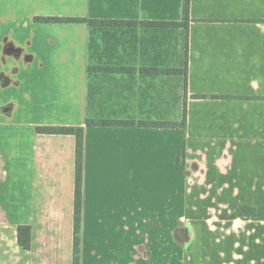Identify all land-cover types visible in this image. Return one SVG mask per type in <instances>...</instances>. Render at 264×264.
Returning <instances> with one entry per match:
<instances>
[{"label": "crops", "instance_id": "0c3cea01", "mask_svg": "<svg viewBox=\"0 0 264 264\" xmlns=\"http://www.w3.org/2000/svg\"><path fill=\"white\" fill-rule=\"evenodd\" d=\"M183 4L0 0V264L74 262L76 136L37 126L185 109L86 127L81 264H264V0L142 23Z\"/></svg>", "mask_w": 264, "mask_h": 264}, {"label": "trees", "instance_id": "16d2710c", "mask_svg": "<svg viewBox=\"0 0 264 264\" xmlns=\"http://www.w3.org/2000/svg\"><path fill=\"white\" fill-rule=\"evenodd\" d=\"M36 21L41 22H87L90 25L106 23H124V22H105L93 19L78 17H56V16H38ZM190 18V0H184L183 18L179 22H142L146 25H173L189 28ZM137 23V22H133ZM186 82L188 78V62L185 69ZM198 96V95H196ZM186 109L184 118L181 122H135L128 120L112 119H87L86 126H37L38 133L45 134H72L76 136V185H75V206H74V262L81 264V245H82V225L84 214V169H85V131L88 126H156V127H185ZM239 215H255L256 208L250 205L241 204L238 207ZM18 243L26 250L31 248L32 227L29 224H20L17 229Z\"/></svg>", "mask_w": 264, "mask_h": 264}, {"label": "clouds", "instance_id": "9594fccd", "mask_svg": "<svg viewBox=\"0 0 264 264\" xmlns=\"http://www.w3.org/2000/svg\"><path fill=\"white\" fill-rule=\"evenodd\" d=\"M7 74V73H6Z\"/></svg>", "mask_w": 264, "mask_h": 264}]
</instances>
